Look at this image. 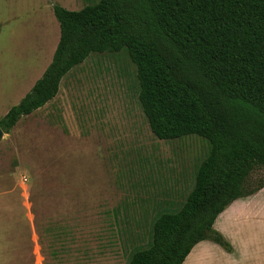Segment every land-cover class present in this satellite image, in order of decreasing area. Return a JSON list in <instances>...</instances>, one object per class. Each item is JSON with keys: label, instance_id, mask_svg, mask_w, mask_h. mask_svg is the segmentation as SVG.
<instances>
[{"label": "rangeland", "instance_id": "rangeland-1", "mask_svg": "<svg viewBox=\"0 0 264 264\" xmlns=\"http://www.w3.org/2000/svg\"><path fill=\"white\" fill-rule=\"evenodd\" d=\"M91 1L0 0V119L52 60L54 4L76 10ZM208 149L198 135L153 134L126 52L91 54L0 140V264H129L155 211L184 201ZM263 182L256 165L246 189ZM234 213L231 221L221 213L214 227L248 252L244 264H264V205ZM183 264L236 263L204 240Z\"/></svg>", "mask_w": 264, "mask_h": 264}, {"label": "trees", "instance_id": "trees-1", "mask_svg": "<svg viewBox=\"0 0 264 264\" xmlns=\"http://www.w3.org/2000/svg\"><path fill=\"white\" fill-rule=\"evenodd\" d=\"M53 11L60 36L52 60L0 119L4 132L51 101L91 54L126 52L153 134H194L209 144L184 201L155 211L129 264H183L204 240L233 252L214 225L259 188L247 190L246 180L264 167V0H96Z\"/></svg>", "mask_w": 264, "mask_h": 264}, {"label": "crops", "instance_id": "crops-1", "mask_svg": "<svg viewBox=\"0 0 264 264\" xmlns=\"http://www.w3.org/2000/svg\"><path fill=\"white\" fill-rule=\"evenodd\" d=\"M259 204L264 205V185L259 186L257 190H255L252 194L245 198H240L235 201H233L226 209L222 212V215H227L226 221L234 220L235 213L239 208H243V210L247 209L250 206H257ZM242 210V209H241ZM220 216V215H219ZM220 228L223 227V223L220 224ZM202 242V241H201ZM200 243V242H199ZM233 245V252H229L232 254V257L236 264H244L246 259L250 257L248 255V252H246L244 249H240L236 242ZM193 250V249H192ZM259 258V256L253 255V259Z\"/></svg>", "mask_w": 264, "mask_h": 264}, {"label": "water", "instance_id": "water-1", "mask_svg": "<svg viewBox=\"0 0 264 264\" xmlns=\"http://www.w3.org/2000/svg\"><path fill=\"white\" fill-rule=\"evenodd\" d=\"M4 135H5V132L2 129V127L0 126V140L3 138Z\"/></svg>", "mask_w": 264, "mask_h": 264}]
</instances>
